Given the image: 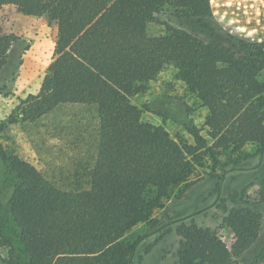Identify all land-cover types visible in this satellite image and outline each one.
I'll return each instance as SVG.
<instances>
[{
    "label": "trees",
    "instance_id": "obj_1",
    "mask_svg": "<svg viewBox=\"0 0 264 264\" xmlns=\"http://www.w3.org/2000/svg\"><path fill=\"white\" fill-rule=\"evenodd\" d=\"M233 2L241 8L219 16L226 25L245 39L264 37V0ZM4 7L46 16L56 24V38L38 93L19 103L0 132L65 104L93 106L99 121L86 188L56 187L0 142V231L12 222L8 229L20 250L16 264H133L143 236L132 243L124 236L152 224L170 190L202 166V151L214 164L219 153H240L247 144L263 155L264 40L226 32L214 20L211 0H0V32ZM166 9L191 17L200 31L164 24L165 35L149 36L148 25ZM11 42L0 33V65ZM167 65L207 110L210 146L198 132L192 133L195 145L172 138L162 126L144 122L131 104L130 97L144 92ZM169 102L151 107L179 117L173 108L175 115L169 114ZM178 222L179 264H238L260 230V215L246 206L222 219L221 227L232 233L227 244L210 229ZM252 264H264V257Z\"/></svg>",
    "mask_w": 264,
    "mask_h": 264
},
{
    "label": "rangeland",
    "instance_id": "obj_2",
    "mask_svg": "<svg viewBox=\"0 0 264 264\" xmlns=\"http://www.w3.org/2000/svg\"><path fill=\"white\" fill-rule=\"evenodd\" d=\"M228 1L214 0V10L225 7ZM1 18L0 33L9 36L12 42L0 65V123L5 122L28 95L38 93L54 58L56 38V24L46 16H26L12 7H4ZM219 19L224 22L223 17ZM164 24L200 31L191 17L166 9L148 25V35H165ZM199 35L208 38L205 32ZM232 35L237 37L235 33ZM176 74L174 66H165L146 84L144 92L130 97V102L140 110L144 122L162 126L172 138L195 145L192 133L198 132L210 146L211 140L204 126L207 110L188 92ZM259 80L264 82V72ZM164 99L173 105L169 114L175 115L173 108L179 117L152 109L151 105ZM98 126L93 106L65 104L35 121L6 125L0 132V142L7 153L30 163L56 187L81 189L87 187L95 162ZM202 153V166L195 167L183 185L170 190L161 207L155 210L152 224H139L124 236L126 243L143 236L133 256V264H179L178 220L210 229L224 243H229L232 233L221 227L222 219L230 209L243 206L260 215V230L257 242L238 258V264H252L257 257H264V153L260 156L256 145L247 144L240 153H219L218 164ZM9 227H12V222H9ZM8 228L0 231V264H16L20 254L16 234Z\"/></svg>",
    "mask_w": 264,
    "mask_h": 264
},
{
    "label": "crops",
    "instance_id": "obj_3",
    "mask_svg": "<svg viewBox=\"0 0 264 264\" xmlns=\"http://www.w3.org/2000/svg\"><path fill=\"white\" fill-rule=\"evenodd\" d=\"M213 2H214V0H211V9H212V13H213V17L216 19V21L222 26V28L225 30V29H229V31H227L228 33L230 32V34H232V33H235L234 31H233V28L231 27V26H229V25H226L225 24V22H221L220 21V19H219V16H221L223 13H229V12H231V9H233V10H235V8H233V7H235L236 6V4L233 2V0H230V1H228L227 2V5L225 6V7H223V8H221V9H216V10H214V6L212 5L213 4ZM232 7V8H231ZM237 35V34H236ZM237 37L238 38H240V39H245V38H243V37H241V36H239V35H237ZM248 40H256V41H263L264 40V37H262L261 39H248Z\"/></svg>",
    "mask_w": 264,
    "mask_h": 264
}]
</instances>
